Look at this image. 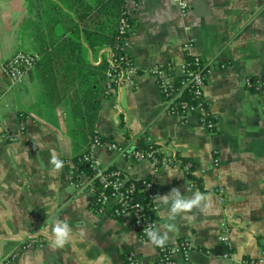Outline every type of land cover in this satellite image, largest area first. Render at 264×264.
I'll return each instance as SVG.
<instances>
[{
    "label": "crops",
    "instance_id": "1",
    "mask_svg": "<svg viewBox=\"0 0 264 264\" xmlns=\"http://www.w3.org/2000/svg\"><path fill=\"white\" fill-rule=\"evenodd\" d=\"M186 1L183 16L176 0H142L128 47L139 71L136 89L104 98L103 50L117 25L107 7L111 0H0V262L11 251L13 264H125L130 253L156 261L157 248L139 236L130 215L113 217L93 208L87 170L78 160L94 132L125 144L143 136L195 165L202 189L184 171L126 161L102 148L93 152L130 177H154L160 195L175 187L181 194L198 190L211 196V207L187 214L194 220L177 217L178 232L170 233L168 244L184 238L193 244L189 259L178 257L179 264L264 257V93L245 85L246 78H264V0ZM188 38L211 70L204 99L214 114L213 132L197 115L182 121L165 113L147 73L179 62ZM17 51L38 60L12 84L3 64ZM173 75L177 79L179 70ZM3 129L16 140H3ZM53 152L64 162L55 174ZM165 215L157 210L158 225L167 222ZM56 219L67 221L73 232L63 248L53 250ZM29 235L38 242L23 247Z\"/></svg>",
    "mask_w": 264,
    "mask_h": 264
},
{
    "label": "built area",
    "instance_id": "2",
    "mask_svg": "<svg viewBox=\"0 0 264 264\" xmlns=\"http://www.w3.org/2000/svg\"><path fill=\"white\" fill-rule=\"evenodd\" d=\"M181 15H186L189 4L186 0H176ZM142 0H123L117 18L116 34L112 44L103 52L105 53V72L102 96L110 97L119 93L122 88L136 89L139 76L137 66L128 53L130 36L134 30L133 15L140 7ZM194 39L188 38L182 44L183 58L177 62L166 65H157L147 71L155 80L164 101V111L185 121L191 114L197 115L201 124L209 131L214 129V114L204 99V88L207 78L211 73L209 67L199 55L192 52ZM38 60L36 54L17 51L3 64V70L12 84L22 80L24 75L33 68ZM179 70V79H174L173 72ZM178 80L177 84H175ZM245 85L255 91L264 93V78H246ZM188 92L191 101L182 99L183 92ZM0 127L2 123L0 122ZM123 129H127L126 126ZM1 138L7 141L16 140L15 136L8 135L6 130L1 131ZM135 141L125 144L113 140L102 139L100 135L92 134L89 138L88 150L79 158L78 164L87 166L85 179L87 188L92 195V205L96 213L107 214L113 217L130 215L133 225L140 237L147 239L144 230L149 226L158 225L156 219L157 208L152 201L153 196L159 194L154 177H130L117 167H110L97 159L93 152L102 148L107 153H114L126 161L147 160L158 169L168 166L176 170H185L190 163L181 166L176 159V153L163 152L160 148L149 146L145 150L134 148ZM214 164H218L215 158ZM78 185V182L76 183ZM221 202L226 200L223 187L217 189ZM219 240L226 244V235H221ZM38 240L29 235L28 242L23 247H28ZM41 245L40 243H38ZM157 248L155 262H146L130 253L126 256L125 264H179V258L188 260L193 250L192 242L184 238L174 244H167ZM227 257L228 253L224 252ZM16 252H9L0 264H13ZM239 264H264V257H246Z\"/></svg>",
    "mask_w": 264,
    "mask_h": 264
},
{
    "label": "clouds",
    "instance_id": "3",
    "mask_svg": "<svg viewBox=\"0 0 264 264\" xmlns=\"http://www.w3.org/2000/svg\"><path fill=\"white\" fill-rule=\"evenodd\" d=\"M53 174L58 173L64 166V162L53 152L50 157ZM157 209L166 210V223L149 226L144 230L147 237L146 243L149 246L164 247L170 240V233L178 232L176 224L177 217L194 220L195 216H188L194 209L201 212L211 207V196L200 191H194L192 194H181L179 188H172L168 193L157 194L152 198ZM73 229L69 223L62 219H56L51 226V243L53 250L63 248L70 240ZM80 235H85L84 229H80Z\"/></svg>",
    "mask_w": 264,
    "mask_h": 264
},
{
    "label": "trees",
    "instance_id": "4",
    "mask_svg": "<svg viewBox=\"0 0 264 264\" xmlns=\"http://www.w3.org/2000/svg\"><path fill=\"white\" fill-rule=\"evenodd\" d=\"M122 2L123 0H111L110 3H108L107 7L108 9H110V14L112 16H115L118 18V15L120 13V10H121V6H122ZM115 34H116V28H115V31H114V34H113V37L110 41V44H112V42L114 41L115 39ZM179 79V78H177ZM178 80H176L175 84H177ZM181 98L182 99H186L188 100L189 102L191 101L190 99V95L189 93L186 91V92H183L182 95H181ZM93 134H96L95 132ZM101 137V136H100ZM102 139H109V138H103L101 137ZM136 145L134 146V148L136 149H140V150H145L147 149L149 146H153V144H148L147 142H145V139L143 136L141 137H138L136 140ZM182 158V160H181ZM74 159H77L74 158ZM176 159L180 161V165L183 166V165H186L187 163H190L189 167L188 168H185L184 173L186 175V177L193 183H195L200 189H202V183H201V179L200 177L198 176H195L194 173H193V170L195 168V165L193 164V162L191 161V159L189 158H184V157H179V156H176ZM84 169H87V166H83Z\"/></svg>",
    "mask_w": 264,
    "mask_h": 264
},
{
    "label": "water",
    "instance_id": "5",
    "mask_svg": "<svg viewBox=\"0 0 264 264\" xmlns=\"http://www.w3.org/2000/svg\"><path fill=\"white\" fill-rule=\"evenodd\" d=\"M218 249H219V253H218V254H221V253H222V251H221L220 247H218Z\"/></svg>",
    "mask_w": 264,
    "mask_h": 264
}]
</instances>
